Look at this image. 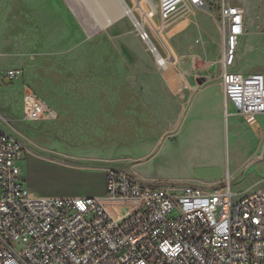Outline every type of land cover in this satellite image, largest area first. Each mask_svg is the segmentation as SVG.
I'll return each instance as SVG.
<instances>
[{
  "label": "rangeland",
  "instance_id": "374dc122",
  "mask_svg": "<svg viewBox=\"0 0 264 264\" xmlns=\"http://www.w3.org/2000/svg\"><path fill=\"white\" fill-rule=\"evenodd\" d=\"M110 1H54L59 8L49 12L58 10L63 38L60 32L59 42L50 41L48 47L12 50V59L23 62L28 75L21 70L19 80L0 83V104L16 108L23 88L47 102L49 97L74 101L70 110L88 115L89 138L98 133L106 140L94 144L98 150L91 155L106 157L108 169L144 184L176 189L229 184L240 195L264 185V138L237 141L232 121L227 128L216 103L208 109L197 106L202 95L220 97L222 88L224 30L218 7H182L160 36H151L163 56L168 50L173 55L164 69L139 39L135 24L109 14ZM122 1L139 22L157 5V0ZM252 3L246 10L250 34L239 41L243 74L253 65L261 67L256 58L262 60L264 52L263 43L256 41L264 32V5ZM54 23L48 18L42 24ZM153 23L159 27L157 17ZM85 99L88 106L81 103ZM75 122L78 141L82 121ZM2 123L0 118V128ZM96 124L103 126V135Z\"/></svg>",
  "mask_w": 264,
  "mask_h": 264
},
{
  "label": "built area",
  "instance_id": "2783aa9c",
  "mask_svg": "<svg viewBox=\"0 0 264 264\" xmlns=\"http://www.w3.org/2000/svg\"><path fill=\"white\" fill-rule=\"evenodd\" d=\"M209 4L218 7L224 30L221 83L230 115H264V70H234L246 24L233 0H157L136 26L139 39L165 68L173 55L165 46L163 56L151 36H160L180 8ZM21 75L10 69L1 79L14 83ZM22 112L27 122L56 118L33 92H25ZM23 151L0 128V264H264V185L242 195L229 184L176 189L110 168L103 198H39L17 165Z\"/></svg>",
  "mask_w": 264,
  "mask_h": 264
},
{
  "label": "crops",
  "instance_id": "0c3cea01",
  "mask_svg": "<svg viewBox=\"0 0 264 264\" xmlns=\"http://www.w3.org/2000/svg\"><path fill=\"white\" fill-rule=\"evenodd\" d=\"M54 1L56 0H0V83L6 82L1 79V75L10 66L17 67L18 70H23L28 75L27 66L23 62L12 59V50L48 47L47 44L50 41L51 43L59 42L60 32L61 39L63 38V27L57 23L58 10L54 14L49 12L51 7L59 8ZM233 1L243 10L245 18L246 10L255 6L252 3L255 0ZM257 1L260 3L259 8L263 7L264 0ZM48 18L55 23L43 27V21ZM245 24V35L249 36L248 18L245 19ZM256 41L263 43L264 48V32H260ZM262 56V60L259 57L256 58V61H260L261 67L256 68L253 65V68L246 70L244 74L263 71V51ZM241 59V56L237 54L234 70L239 73L245 67L242 65ZM24 94L23 88L16 108L0 104V114L2 115L0 118L3 122L1 129L24 145L22 158L17 165L21 170L25 188L39 198H103L106 193L105 173L111 162L106 157L99 158L96 155H91L95 154L92 149L98 150L92 147L99 143L105 144L106 140L97 138L98 133L93 139L89 138V123L86 120L88 115L82 112H72L70 110L74 103L72 100L63 97L55 99L49 97L48 102L42 99L55 111L56 118L27 122L24 120L22 112ZM81 103L88 106L89 101L85 99ZM197 103L200 109H208L216 103L219 109L218 113H220L218 116L220 119L223 118L227 128L229 122L232 121L231 135L237 141L255 142L264 138V115L252 118L231 116L234 109L225 102L223 87L220 97L214 98L210 94H205L199 98ZM76 119L82 121L78 127L80 137L78 141L75 140V129L78 124L75 122ZM23 128L27 129L26 133L23 132ZM95 129L96 132L100 130V135L104 134L101 124L100 126L96 124Z\"/></svg>",
  "mask_w": 264,
  "mask_h": 264
},
{
  "label": "bare ground",
  "instance_id": "6f19581e",
  "mask_svg": "<svg viewBox=\"0 0 264 264\" xmlns=\"http://www.w3.org/2000/svg\"><path fill=\"white\" fill-rule=\"evenodd\" d=\"M145 1H147V0H145ZM110 2L113 3V4L108 3V5H107V6L110 5L108 7L109 14L111 13L112 15H114L115 19L128 17L135 24V26H137L139 29H140V27H142V25H143L142 22H139L135 18V16L133 15L132 11L125 6V4H124V2L122 0H112ZM138 6H140L142 8L141 4H139ZM151 7H152V5H151ZM156 7H157V5H156ZM156 7H152L151 9L155 11ZM143 17H144V15H143ZM171 61L172 60H169L168 63L166 62L167 66L165 68H167L170 65Z\"/></svg>",
  "mask_w": 264,
  "mask_h": 264
},
{
  "label": "water",
  "instance_id": "95a60500",
  "mask_svg": "<svg viewBox=\"0 0 264 264\" xmlns=\"http://www.w3.org/2000/svg\"><path fill=\"white\" fill-rule=\"evenodd\" d=\"M5 84H7V85H8V84H10V82H9V81H6V82H5Z\"/></svg>",
  "mask_w": 264,
  "mask_h": 264
}]
</instances>
